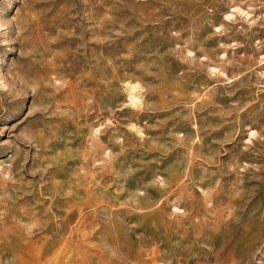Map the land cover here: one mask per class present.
Instances as JSON below:
<instances>
[{
	"label": "rangeland",
	"instance_id": "374dc122",
	"mask_svg": "<svg viewBox=\"0 0 264 264\" xmlns=\"http://www.w3.org/2000/svg\"><path fill=\"white\" fill-rule=\"evenodd\" d=\"M0 264H264V0H0Z\"/></svg>",
	"mask_w": 264,
	"mask_h": 264
}]
</instances>
